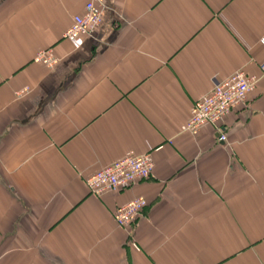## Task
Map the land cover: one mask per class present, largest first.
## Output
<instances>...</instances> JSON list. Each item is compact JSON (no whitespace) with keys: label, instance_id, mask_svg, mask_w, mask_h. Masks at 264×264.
Wrapping results in <instances>:
<instances>
[{"label":"crops","instance_id":"0c3cea01","mask_svg":"<svg viewBox=\"0 0 264 264\" xmlns=\"http://www.w3.org/2000/svg\"><path fill=\"white\" fill-rule=\"evenodd\" d=\"M87 1L0 0V264H264V77L225 142L181 131L215 80L261 74L264 0H105L76 46ZM128 152L152 153L153 177L92 194Z\"/></svg>","mask_w":264,"mask_h":264},{"label":"built area","instance_id":"2783aa9c","mask_svg":"<svg viewBox=\"0 0 264 264\" xmlns=\"http://www.w3.org/2000/svg\"><path fill=\"white\" fill-rule=\"evenodd\" d=\"M105 0H88L84 12L74 16L64 38L80 46L84 36L91 35L100 27L104 18ZM264 44V39L262 40ZM35 61L49 68L58 64L53 48L37 53ZM260 75H249L239 70L229 78L215 80L212 90L195 102L190 116L181 131L197 136L207 126H214L219 133V141L227 140L222 127L225 118L234 110L246 106L249 96L256 90L261 77H264V62L260 64ZM155 162L152 153L135 154L128 152L112 164L100 169L86 180L89 191L95 195L105 192H121L132 188L137 182L153 177ZM148 201L139 196L114 212L118 226L129 227L143 215Z\"/></svg>","mask_w":264,"mask_h":264}]
</instances>
